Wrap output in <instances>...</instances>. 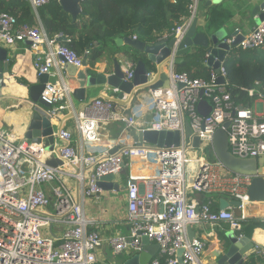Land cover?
<instances>
[{
  "label": "built area",
  "instance_id": "obj_1",
  "mask_svg": "<svg viewBox=\"0 0 264 264\" xmlns=\"http://www.w3.org/2000/svg\"><path fill=\"white\" fill-rule=\"evenodd\" d=\"M15 1L0 0V3ZM21 1L30 5L35 23L20 25L16 17L0 12V48L29 44L28 51L38 76H63L66 68L89 70L88 51L79 56L58 42L60 36L48 37L40 10L50 0ZM172 2L176 4L177 0ZM199 6L200 0H189L188 17L171 34L175 44L162 69L169 77V89L135 92L128 112L105 96L83 104L76 111L72 94L80 81L65 82L60 76L56 83L47 84L41 99L53 106L50 110L53 124L61 112L73 111L81 148L90 147L93 152L78 153L72 144L73 133L68 129L61 128L54 134L55 149L48 152L44 143L17 144L8 127L0 126V264H97L104 243L117 257L134 256L143 252L144 237L159 246L149 264H180V260L183 264H202L206 242L197 237L190 239L189 228L208 225L215 229L227 223L232 231L240 232L243 223L256 217L250 208L264 202L252 201L249 191L255 178L264 179V170L255 176L230 173L214 157L213 140L216 131L223 129L234 157L264 159V91L249 89L247 102L237 103L229 91L224 62L218 72L210 69L207 79H192L178 72V48L198 20ZM239 36L242 41L233 47ZM224 41L232 50L264 49V19L249 34L236 29ZM210 56L207 51L206 66ZM217 61L215 58L214 62ZM119 64L124 80L132 81L133 64L128 58ZM155 75L149 73L148 77ZM220 78L224 83L219 82ZM202 101L211 107L206 116L198 112ZM228 123L229 127L225 128ZM107 124H121L127 134L179 132L181 143L175 151H162L145 144L138 147L134 143L132 148L111 154L112 147L107 150L99 147L101 125ZM188 124L192 132L190 140L185 133ZM194 138L199 139V149L193 147ZM196 151L200 156L194 158L191 154ZM53 157L62 165L52 167L49 159ZM136 166H141V171ZM125 169L128 171L124 185L127 222L131 234L105 240L99 231L89 229L84 205L87 199L98 200L104 194L98 185L102 177H118ZM45 186H48L46 191ZM201 195L219 198L197 199ZM224 195L231 197V200L225 198L228 202L239 205L220 210ZM44 229L48 235L42 233ZM180 251L183 252L179 254ZM253 251L264 257L263 246L256 244Z\"/></svg>",
  "mask_w": 264,
  "mask_h": 264
},
{
  "label": "water",
  "instance_id": "obj_2",
  "mask_svg": "<svg viewBox=\"0 0 264 264\" xmlns=\"http://www.w3.org/2000/svg\"><path fill=\"white\" fill-rule=\"evenodd\" d=\"M206 5L220 4L225 0H200L205 2ZM64 12L69 14L72 20L75 22L83 14L82 1L81 0H60ZM260 9L257 7V10ZM261 9L264 10V2L261 4ZM264 19V12L260 14L259 18L255 20V24H259ZM228 37L224 29L212 30L208 24L204 26V29L198 31V20H195L189 32L187 33L184 41L180 44L177 52V65L182 63L183 57L187 54H192L196 49H203L211 53V56L207 62V67L218 72L222 62L228 52L232 50V47L228 46L224 41ZM242 37H237V40L233 47L237 46ZM58 42L66 44L67 39L63 36L58 38ZM118 47L130 46L135 48L139 52L145 54L148 61L155 66V71H150L148 66L144 62H140L135 68V76L132 81L127 82L124 80V72L117 59L114 60V70L109 76L98 74L96 76H90L87 74L89 71L86 69V78L80 76V85L73 92L74 97L78 100L84 101L86 88H93L97 85H108L111 88L118 89L120 94L117 99H110L117 104L126 106L131 102V99L135 92L147 89H169L170 80L169 77L162 71L163 66L171 55L173 50L175 39L160 41L152 45L139 42L138 40L118 38L115 40ZM218 58L217 62L214 59ZM9 52L6 49L0 48V83L5 85L3 81L4 73H9ZM149 73H156L154 78H149ZM82 78V79H81ZM50 82L49 75L38 76L37 81L29 83L25 88L28 90V97L26 99V105L29 110L27 111V120L24 122L26 140L29 143H44L48 152H52L56 145V139L54 134L59 132L60 128L56 130V126L53 124V118L50 115L52 104L45 101L42 95L46 91L47 84ZM220 83H224V79H219ZM124 99V100H123ZM206 108V111L204 109ZM211 111V107L206 101H202L198 106V112L206 116ZM60 123L59 117L55 120ZM229 127V123L225 125V128ZM186 138L191 139L192 132L189 124L186 126ZM130 137L138 147H142L144 144L152 147H156L162 151H175L179 148L181 143V135L179 132H131ZM193 147L199 149L200 143L198 138L193 139ZM58 149V148H56ZM214 157L225 167L227 171L236 175H248L255 176L264 170V159L259 160H243L234 157L228 147V135L225 130L219 129L216 131L213 140ZM118 152V148L113 150L111 154ZM49 163L52 167H58L62 165V162L55 157L49 159ZM77 171V169H75ZM99 187L104 192H124L125 187L118 180L115 175H108L102 177L98 182ZM249 195L254 202H264V179L255 178L250 187ZM237 202H228L225 198L220 200V210H225L229 206L237 207ZM237 213V210H236ZM189 238H194V233L189 228ZM143 252L134 255L124 257V261L120 264H149L159 251V246L151 244L147 238H142ZM220 252L215 257V264H243L245 257L254 248L252 241L246 237L239 236L238 232L228 231L220 237ZM183 251H180L181 254ZM126 258V259H125ZM180 264L183 261L180 260Z\"/></svg>",
  "mask_w": 264,
  "mask_h": 264
},
{
  "label": "trees",
  "instance_id": "obj_3",
  "mask_svg": "<svg viewBox=\"0 0 264 264\" xmlns=\"http://www.w3.org/2000/svg\"><path fill=\"white\" fill-rule=\"evenodd\" d=\"M188 7L189 0H177L176 4L172 0H86L81 5L83 14L74 22L58 0H50L40 10V19L50 39L65 37L67 43L63 45L79 56L88 51L92 62L104 61L112 55L125 52L134 68L144 62L150 71H155V66L145 54L130 46L118 47L115 40L136 39L152 45L171 39L172 32L181 24V20L188 17ZM0 12L16 17L20 25L35 23L30 5L21 0L0 3ZM229 17L216 7L209 12L208 25L215 31ZM206 52L196 49L192 54L185 55L182 63L177 65L178 72L192 79H207L211 70L205 65ZM224 67L229 91L237 103L247 102L246 91L249 89L260 88L264 91V49L243 51L235 48L227 53ZM20 83L29 85L26 80ZM255 222L248 223L253 226ZM243 264H264V257L255 252Z\"/></svg>",
  "mask_w": 264,
  "mask_h": 264
},
{
  "label": "crops",
  "instance_id": "obj_4",
  "mask_svg": "<svg viewBox=\"0 0 264 264\" xmlns=\"http://www.w3.org/2000/svg\"><path fill=\"white\" fill-rule=\"evenodd\" d=\"M264 0H225L220 4L216 5H206L205 2H200L199 6V13H198V31H202L204 26L208 24V15L209 12L212 11L214 8L218 7L219 10L225 11L230 17L224 21V24L217 30L224 29L227 35L234 34L236 29H240L242 34L247 35L249 34L257 24H255V20L257 17L262 13L261 4ZM257 7L260 9L257 10ZM209 26V25H208ZM30 45L25 44H18L15 48L6 49L9 52V73H4L3 81L4 86L1 85L5 89H10L11 87H19L20 89L25 88L20 83L21 80H26L29 83H33L37 81L38 75L33 68V60L32 55L28 51ZM4 49V48H2ZM124 58H128L127 54L124 52L117 53L112 55L108 59H103L104 61L100 62H92L88 59L87 66H89V71L87 74L90 76H96L98 74H103L105 76H109L113 73L114 70V60L117 59L119 62ZM129 60V58H128ZM130 61V60H129ZM2 66V64L0 65ZM84 70L78 71L71 68H66L63 74L66 75H52L50 76V83H56L60 76L65 80V82H78L80 80V76L84 79H87L85 76ZM80 72V73H79ZM82 79V78H81ZM68 80V81H67ZM1 84V83H0ZM119 92H115L110 90L106 84L104 85H97L93 88H86L85 100L81 101L74 97L72 94V104L76 111L82 107L83 104L90 102L91 100L100 97V96H108L112 99H117ZM28 97V90L27 95L25 96L24 100L26 101ZM124 100V99H123ZM11 100H5L1 98L0 93V126H7L8 129L10 128V123H16V117H12L9 121L6 119V114L9 112L13 114L16 113L17 115L25 116V121L27 120V111L29 110L28 106L23 104H15L11 102L7 105L6 113L4 114L5 110L3 105ZM132 103L123 106L125 110L128 112L129 108L131 107ZM120 105V104H119ZM118 108H121L118 106ZM259 111L262 112L263 109L259 107ZM60 123H55L56 130L58 128L68 129L71 130L73 133V146L78 153L84 151V153L93 152L92 148H81L79 133L76 129V122H75V114L71 110L63 111L59 114ZM26 124V123H25ZM25 124L24 127L22 125L21 130L25 131ZM57 132V131H56ZM13 135V134H12ZM101 135V142L99 143V147L103 148V150H107L112 147L110 153L113 152L116 148L118 151H121L123 148H132L134 146V141L130 137V133L127 134L124 132V126L121 124H107L101 125L100 130ZM141 166H136V170H140ZM145 174V173H144ZM128 171L125 169L122 173L118 176V180L125 185V179L127 178ZM71 187L74 188V184L71 183ZM218 199L219 197H213V199ZM196 199V198H194ZM201 200V198H197ZM192 200V197H191ZM204 200V199H202ZM85 210V217L90 222L89 229L99 231L103 238L106 240L115 235H123V236H130V227L127 222V198H126V191L125 196L122 199H119V192H104L98 200L95 198L87 199L84 205ZM258 212V213H257ZM250 213L256 215L255 218L249 219V221L243 223V231L241 233V237H246L252 241L255 245L263 246L264 247V204L259 206H253L250 208ZM262 214L263 216L259 215ZM250 221H256L253 223L255 225H250ZM255 228V229H254ZM192 232L194 233V237L202 239L206 242V249L204 255L202 257V264H215L216 259L215 257L220 252V237L230 231L229 224L223 223L219 227L215 229L210 228L208 225L203 226H193L191 228ZM254 249V248H253ZM253 249L250 253L245 257V259L254 253ZM128 255L117 257L113 254L112 249L109 247L107 243H104L101 251L98 254V263L97 264H120L124 261V257ZM125 258V259H126Z\"/></svg>",
  "mask_w": 264,
  "mask_h": 264
},
{
  "label": "rangeland",
  "instance_id": "obj_5",
  "mask_svg": "<svg viewBox=\"0 0 264 264\" xmlns=\"http://www.w3.org/2000/svg\"><path fill=\"white\" fill-rule=\"evenodd\" d=\"M0 93H1V98L2 99L11 100V101H8L7 103L3 104L5 106H4V109H2V110H5L7 108L6 104H9L11 102H14L16 105L17 104L19 105L21 103L23 104V106L26 105V102L24 100L25 96L27 95V89L26 88L20 89L19 87L17 88V86L16 87L14 86V87H11L10 89H5L0 84ZM5 113H6V110H5L4 114ZM5 117H6V119H7V121L9 123H10L9 120L12 117H16L17 122L16 123H10L9 130H10V133L13 134V136L15 137V139L17 141V144L21 143L22 141H27L26 140V135L23 133V131L20 128V127H22V125L24 127L25 116L20 115V114L17 115L16 113L13 114V112L12 113L9 112L8 114H6ZM191 155H195L194 158H197V157L200 156V152L196 151V152L192 153ZM44 189H45V191L48 190V186H45ZM124 196H125V191L124 192H119V199L124 198ZM199 197L201 199H206V198H213V197H216V196L215 195H201ZM223 197L228 199V200H231L230 196L224 195ZM49 210L51 212L54 211V209L52 207H49ZM41 231H42V233H44V235L45 234L46 235L49 234L47 229H44V230H41Z\"/></svg>",
  "mask_w": 264,
  "mask_h": 264
},
{
  "label": "clouds",
  "instance_id": "obj_6",
  "mask_svg": "<svg viewBox=\"0 0 264 264\" xmlns=\"http://www.w3.org/2000/svg\"><path fill=\"white\" fill-rule=\"evenodd\" d=\"M21 85L24 86V87H25V86H28V85H24V84H21Z\"/></svg>",
  "mask_w": 264,
  "mask_h": 264
},
{
  "label": "bare ground",
  "instance_id": "obj_7",
  "mask_svg": "<svg viewBox=\"0 0 264 264\" xmlns=\"http://www.w3.org/2000/svg\"><path fill=\"white\" fill-rule=\"evenodd\" d=\"M258 213V212H257Z\"/></svg>",
  "mask_w": 264,
  "mask_h": 264
}]
</instances>
